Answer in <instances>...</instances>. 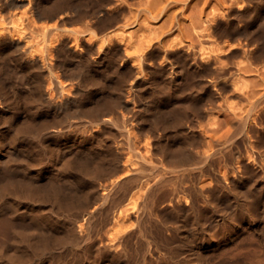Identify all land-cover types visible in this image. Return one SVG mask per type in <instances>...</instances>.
<instances>
[{"label": "bare ground", "instance_id": "1", "mask_svg": "<svg viewBox=\"0 0 264 264\" xmlns=\"http://www.w3.org/2000/svg\"><path fill=\"white\" fill-rule=\"evenodd\" d=\"M248 4L249 12L264 11V0H248ZM0 8L16 16L23 12L27 15L24 19L30 17L29 20L34 21L64 22L67 15L81 17L75 3L63 0H2ZM107 11L106 6H102L95 9L93 17L99 23L105 22ZM240 13L233 15L235 20L239 21ZM14 15L5 22L19 30L25 26V20L23 15H18L22 22L18 21ZM6 27L3 28L8 31ZM228 29L232 31L234 50L241 48L246 55L259 50L260 37L250 23L231 22ZM11 37L0 38V44H4L15 59L21 60L20 36ZM36 40L30 44L27 40L26 46L33 49L39 43ZM49 42L48 34L42 35L39 43H43L42 47H35V51L41 47L40 55L31 53L34 58L22 60V69L31 75L18 77L12 92L6 87L8 78L0 81V114L9 113L11 119L10 127L0 131V234L8 236L0 241V264H264V237L256 239L254 245L251 242V246L239 241L249 233L264 234L261 233L264 182L258 181L264 177V124L259 100L250 101L248 111L236 119L232 134L224 136L223 142L220 140L222 146L215 147L211 153H201L194 150V146L190 147L195 125L187 118L184 107L170 106L167 99L156 94L149 98L138 95V107L134 105L136 101L134 95L130 97V89L145 82L137 80V75L149 65L129 66L121 51L106 47L98 58L93 57L92 50L86 55L80 53L84 58L79 64L63 58L57 61L71 75L60 77L53 61L48 59L52 49ZM66 48L63 42L59 43V51L67 52ZM69 50L75 51L68 47L67 57ZM153 65L150 68L157 70L159 66ZM192 66L200 65L192 63ZM105 67L116 80L112 94L99 101H87L83 86L76 84L72 89L77 81L95 82V71L98 68L104 71ZM173 67H161L160 76L165 86L175 89L185 72ZM127 73L132 78L124 86ZM199 77L201 85L209 88L204 76ZM73 117L80 125L74 135L62 127L48 129L50 125L69 126L74 123ZM134 121L146 145H150L146 147L150 151L148 155L135 150ZM171 130L187 139L181 148L169 147ZM51 136L62 138V143L72 139L70 144H75L79 150L75 153L79 154L77 156L73 153L72 157L67 154L66 160V156L63 157V174L53 173L43 156L45 142ZM117 136L137 157V166L126 174H120L123 162L115 141ZM240 141L250 151L248 162L243 158ZM62 143L59 142L60 146ZM194 153L199 156V164L191 166ZM216 159L222 163L221 169L213 168ZM209 169L213 172H208L213 182L207 187L212 190L210 195L200 184ZM50 173L56 178L49 177ZM78 178L86 180L84 187L74 189V180ZM101 181H108V187L99 189ZM136 188L143 191L134 196ZM182 196L186 200L180 205L178 201ZM126 201L138 212L128 232L116 233L107 225L114 211L120 213ZM163 201L171 205L172 214L178 217L176 223L158 219V205ZM89 203L91 208L87 209ZM175 239L177 243L172 244ZM227 244L233 246L226 252L227 258L222 255L210 258Z\"/></svg>", "mask_w": 264, "mask_h": 264}, {"label": "rangeland", "instance_id": "2", "mask_svg": "<svg viewBox=\"0 0 264 264\" xmlns=\"http://www.w3.org/2000/svg\"><path fill=\"white\" fill-rule=\"evenodd\" d=\"M63 1L75 3L79 9L81 17L74 18V15H67L64 22H55L54 19H47L48 21L45 19L34 21V19H32V21L31 19L29 20L30 17L27 20V15L25 14V16L22 14L23 12H20L18 15H23V21L27 20L26 23L29 24H26L24 21L23 25L25 26L23 27L29 28L26 30L22 27L19 30H14L9 24H7L8 21L12 20L10 16L14 14L8 10H0V38H10V36L13 38L20 36L19 40L22 41L20 47V54H22L21 60L15 59L13 53L11 54L10 51L6 50V48L3 47L4 44H0V81L4 82L5 80L3 79L8 78L5 83H7L6 87L9 92H12L14 89L15 84L18 82V77H27V75L29 77V75H31V73L22 69L23 61L34 58V55L32 54H35V56L40 55L38 54V50L43 44H39L40 37L42 38V35L48 34L50 41L49 45H51L52 48L48 54V59L53 61L55 72H58L60 77H64V74L68 76L70 74L68 71L66 72L57 61L67 59L68 61L71 60V63L73 64H79L83 62L82 60L84 58L80 53L86 55L85 53L92 50L93 57L95 56L94 58H98L99 55L104 52L106 47L110 49L112 48V50L115 51H121L124 56V61L127 62L129 66L137 68L139 67V63H141V67L149 65V68L146 67L145 71L137 75V80L141 79L145 82L139 87L134 86L130 89V97L134 95L135 99L133 100L136 101H134L135 103L133 102L134 105H138L139 103L138 95L149 98L156 94L167 99L170 106L184 107L187 113V118L195 125L193 129V134L195 135L192 137L193 140L192 138L190 139L192 140L190 141L192 143V146L190 147L194 146V150L198 149L201 153H211L214 149L222 146L224 140L223 137L225 136L226 138V135L228 136L229 134H232L236 119L240 118L248 111V108L250 107L249 103L252 101L259 100L258 108L259 110H263L261 120L263 121L262 125L264 124V11H247L246 8L249 6L248 0ZM250 1L255 2L258 0ZM1 2L2 0H0V3ZM102 6H106V10H108L107 12L109 14L105 22L103 21L99 23L93 15L95 14V9L98 10ZM240 11V19L237 18L239 21L235 20L233 15ZM10 12L11 14H9ZM254 14L258 15L252 18ZM4 16H6L5 18L7 20L3 18ZM14 16L16 17L15 19L22 22L21 17L18 18L19 16ZM24 17L26 18L24 19ZM3 21H6L7 23L5 22L6 24H4ZM231 22L237 24L248 22L251 24L254 33L256 32L260 37V44L257 48L259 50H256L257 52L254 53L257 56L254 54L246 55L242 52L241 48L233 49V45L231 44L232 31L228 29ZM3 24L4 26H2ZM5 25L7 26L6 29L9 28L8 31L3 28ZM47 26H50L51 29L49 30L50 27L47 28ZM21 30H24V34ZM13 31H18L19 33L16 34ZM38 38L39 41L36 40ZM27 40V44L36 40L41 47L35 51V47H38V45H34L35 47H32L33 50L26 46ZM61 42L67 46V52L68 47L75 51L72 52L69 50L70 55L67 57V52H61L58 49L59 43ZM40 53L42 54V51ZM192 63H196V65L199 64L200 66L193 67ZM152 65L155 68L159 67L157 70L152 69L150 68ZM170 65H173V68L176 67L175 69L182 68L185 72V76L181 80L182 82L180 81L175 89L165 86L163 76H160V69L168 68ZM99 69L100 68L95 71L93 76H97L95 82H88L91 80L77 81L78 83L74 82L72 85L73 88L70 87V89L72 88L74 90V85L76 84L83 86L86 90L83 94L84 100L87 101H99L112 94L115 88V77H113L112 73L107 70V67L103 68L104 71ZM200 74H202L204 76L203 78L208 81L207 87L209 88L206 89L201 85ZM126 78L124 86L128 85L132 77L127 73ZM67 86L66 88H68ZM72 89L68 91L69 93L71 91L70 94L68 93L69 95L73 94ZM20 100L22 101V99ZM9 116V113L5 115L0 114V131H4L7 127H10L11 119ZM71 120H73L74 123L69 125L70 127L59 124L50 125L48 129L53 131L55 127H62V129H65L70 135H74L78 132L80 125L75 122L76 117H73ZM132 124H136L137 126L135 121ZM136 126L133 128V131L135 130L134 133L136 134V139L134 140L135 150L148 155L150 151H147L146 147H149L150 145H146L144 138L137 131ZM119 138L120 137L117 136L115 141L119 144L118 150L123 162L120 174H126L130 172V169L137 166V157L134 156V151H129L124 144H121V138L120 140ZM169 139H171L169 147L172 150L181 148L187 140L184 138L183 134L178 133L176 130L170 131ZM71 140L62 143V138L60 139L59 137L56 138L54 136H51L46 140V149L43 156L46 158L45 160H47L49 168L53 170V173L57 172L63 174L62 166L64 158L66 160L67 156L73 153V156L79 155L75 154L79 153V150L76 149L75 144H70L72 143ZM59 142L62 143L61 146ZM239 147L242 151L243 158L245 157L244 160H247V162L250 161L251 158L248 157L250 151L246 147V144L240 141ZM194 155L195 153L192 154V158H195L191 160L194 164L193 162H190V165L192 164L193 166L196 165L199 159V156L196 157L197 155ZM70 157H72V155ZM216 160L214 161L216 162ZM56 161L58 163L53 166ZM59 162H62V165ZM215 162H213V168L217 166L215 168L216 170L219 166L221 169L222 163L218 160L216 163ZM198 164L199 163H197V165ZM209 170L203 177H201L200 184L205 187V192L210 195L212 190L207 189V187H211V183H213L211 177H209L213 172L212 169ZM48 176L51 178L54 177V175L51 176V173ZM55 178L56 176L54 179ZM56 180L59 181L58 179ZM76 180H74V182H76L74 184L77 186L74 185V189L83 188L86 180L84 178H78ZM258 181L264 182V177L258 178ZM77 182H79V185ZM101 183L103 184L99 185V189H101L102 186L108 187V181H101ZM80 184L83 185L81 186ZM142 191L143 189L136 188L134 190V196L138 193H142ZM20 200L23 201L24 199L20 198ZM184 200H186V198L182 196L178 203L182 205V201ZM124 203V205H121L122 209L120 213L117 210L114 211L112 214V220L107 225V228H112L116 233L128 232V230L131 229L130 224L132 218L135 213L138 212V210L135 211V208H131L132 203H127V201ZM166 204V201H163L158 205V219L161 218V220H165L169 224L176 223L178 217H175L172 214V208H170L171 205L169 206ZM199 204L202 205L203 203L200 201ZM89 205L90 203L87 204V209L91 208ZM119 218L120 222L118 221ZM262 232L264 233V228L261 233ZM134 235L135 234L133 233L132 236ZM7 237V235L0 234V241H4ZM261 237L263 238L264 234L260 235L254 232L247 234L239 241H243L246 246H251V242L254 245L255 240ZM175 243H177V239L172 241V244ZM232 248L233 246L230 247V245L227 244L216 253L210 255V258H218V256L221 255L226 257L227 253Z\"/></svg>", "mask_w": 264, "mask_h": 264}]
</instances>
